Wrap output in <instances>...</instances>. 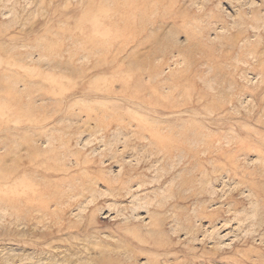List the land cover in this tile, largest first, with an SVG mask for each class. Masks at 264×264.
<instances>
[{
	"label": "rangeland",
	"instance_id": "obj_1",
	"mask_svg": "<svg viewBox=\"0 0 264 264\" xmlns=\"http://www.w3.org/2000/svg\"><path fill=\"white\" fill-rule=\"evenodd\" d=\"M0 264H264V0H0Z\"/></svg>",
	"mask_w": 264,
	"mask_h": 264
},
{
	"label": "bare ground",
	"instance_id": "obj_2",
	"mask_svg": "<svg viewBox=\"0 0 264 264\" xmlns=\"http://www.w3.org/2000/svg\"><path fill=\"white\" fill-rule=\"evenodd\" d=\"M52 46H53V45H52ZM54 46H55V45H54ZM54 46H53V47H54ZM38 49H39V48H38ZM45 49H46V48H45ZM46 50H48V49H46ZM46 50H44V51H46ZM55 50H58V49H55ZM41 51H42V50H41ZM48 51H49V50H48ZM49 52H51V51H49ZM46 53H47V51H46ZM44 54H45V52H44ZM45 55H47V54H45ZM56 55H57V54H56ZM15 79H16V78H15ZM20 80H21V79H20ZM14 81L16 82L17 80H14ZM14 81H13V82H14ZM21 81H22V80H21ZM18 82H19V80H18ZM20 84H21V82H20ZM22 84H23V83H22ZM22 84H21V85H22ZM24 84H25V83H24ZM15 85H16V84H15ZM25 88H26V87H25ZM9 89H10V88H9ZM11 90H12V89H11ZM15 90H16V89H15ZM18 93H19V92H18ZM13 94H15V93H13ZM15 96H16V95H15ZM156 98L158 99V97H156ZM157 99H156V100H157ZM156 100H155V101H156ZM196 141H197V140H196ZM190 143H191V142H190ZM192 144H193V143H192ZM175 150L177 151V153H176V152H173V151H171V152H173V153L176 154V155H178L179 153L184 152L183 149H179V148H176ZM175 150H174V151H175ZM169 153H170V150H169ZM190 156H191V155H190ZM129 171H130V170H129ZM130 172H131V171H130ZM130 172H127V173H126V175H127V179L130 178V174H129ZM125 177H126V176H125ZM125 177H123V178H125ZM123 178H122V180H123ZM148 220L151 221L150 218H149ZM220 233H221V232H220ZM227 233H229V232H226V233H224L223 235L220 234V238H221L222 240H225V239L227 240ZM217 234H218V233H217ZM230 243H231V242H230ZM222 244H223V243H222ZM223 245H226V244H223Z\"/></svg>",
	"mask_w": 264,
	"mask_h": 264
}]
</instances>
